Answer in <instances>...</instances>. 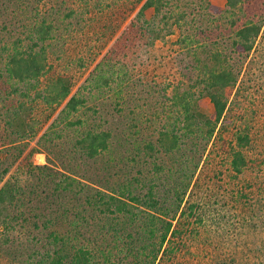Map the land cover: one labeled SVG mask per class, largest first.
Returning a JSON list of instances; mask_svg holds the SVG:
<instances>
[{
  "label": "rangeland",
  "instance_id": "rangeland-1",
  "mask_svg": "<svg viewBox=\"0 0 264 264\" xmlns=\"http://www.w3.org/2000/svg\"><path fill=\"white\" fill-rule=\"evenodd\" d=\"M82 1L0 0V77L6 54L2 48L13 47L17 39L22 40L23 47L27 46L30 30L44 18L46 23H53L50 61L62 58L58 70L76 74L79 81L74 91L77 88L80 94L96 91L88 103L91 111L81 109L71 120H86L92 129L115 128L117 143H113L110 153L95 160H85L75 151H69L73 140L85 130L80 127L74 131H58L64 136L56 141L59 146L36 154L34 163L61 172H76L78 176L84 174L86 180H96L110 188L117 185L114 178L118 176L123 181L134 177L138 180L136 191L140 197L152 185L160 202L165 200L160 206L167 208L172 206L170 198L167 199L171 188L188 181L186 173L198 164L185 198L191 208L182 217L188 223L187 230L190 229L186 233L188 238L177 253L176 263L170 260L163 263L264 264V23L251 52L238 57L232 45L238 25L262 16L264 21V0H245L241 10L220 15L206 6L226 9L225 0H172L168 9L171 15L184 14L185 19L179 23L181 29L173 24L172 35L156 41L154 46L131 28L139 7L128 12L125 10L128 6L123 5L125 20L116 26L118 16L115 25L109 28L111 14L105 6L113 0L100 1L104 11L96 20L95 0H85L88 4ZM117 1L121 6L125 0ZM152 15V10L146 12V18ZM182 34L195 35L197 50L199 45H205L209 52L217 50L225 54L229 59L226 67L238 74L237 84L223 115L226 124L217 135L218 141L212 139L205 149L200 136L184 137L178 151L154 152L150 158L145 143H156L158 132L163 125L170 127L175 113L173 107L168 111L162 106L156 95H145L142 91H150V86L156 91L157 83L166 82L165 79L175 84V78L187 89L189 80L197 74V69H191L196 68V63L187 51L175 44ZM113 47L119 51L116 57L113 54L104 60ZM111 63L115 66L109 67ZM123 72L129 75L128 81L121 77ZM101 74L108 75L112 81L98 91L93 85ZM4 80L2 76L0 87L7 88ZM93 108L100 113L93 115ZM200 109L206 115L210 113L207 99ZM61 127L63 124L58 129ZM238 136L245 137V143L240 144ZM234 151L241 153L247 162L241 173L230 162ZM27 235L22 237L23 241L30 239ZM32 251L28 245L18 251L9 250L7 254L2 252L0 264H8L6 257L13 254L18 264L30 263Z\"/></svg>",
  "mask_w": 264,
  "mask_h": 264
},
{
  "label": "trees",
  "instance_id": "trees-1",
  "mask_svg": "<svg viewBox=\"0 0 264 264\" xmlns=\"http://www.w3.org/2000/svg\"><path fill=\"white\" fill-rule=\"evenodd\" d=\"M100 1H94L98 7L95 20L104 11ZM171 1L125 0L120 6L113 0L105 6L111 14L107 23L111 28L118 21L116 26H119L125 20V10L133 12L139 7L131 28L154 46L156 41L172 35L173 24L181 29L179 23L185 19L184 14L171 15L168 10ZM82 2L88 4L85 0ZM244 2L225 0L226 9L206 7L220 15L241 10ZM123 5L128 6L124 13ZM149 10L153 15L146 18ZM118 16L120 20L116 19ZM256 19L237 26L232 45L238 57L251 52L260 37L263 16ZM46 22L43 18L30 30L27 46L23 47L25 44L17 39L13 47L2 48L6 54L1 77L4 76L8 87H0V256L4 255L2 252L7 254L9 250L18 251L29 245L33 251L29 254L30 263L26 264H164L165 260L176 263L177 253L185 245L186 233L190 230L182 217L191 208L185 198L198 164H194V170L188 175L186 173L188 181L171 188L167 199L170 198L172 206L167 208L160 206L165 200L160 202L152 185L140 197L136 191L138 180L134 177L123 181L116 174L117 179L113 178L118 181L115 182L117 185L110 188L102 182L86 180L84 174L78 176L74 174L76 172H65L64 168L61 172L34 163L36 154L59 146L56 141L64 136L58 131L85 128L69 148L85 160H95L110 153L113 143H117L115 128L92 129L86 120H71L81 109L91 111L88 103L96 91L90 90L86 94H80L79 88L74 91L79 81L76 74L58 70L62 58L50 61L53 23ZM194 36L182 34L175 41L196 63V68L191 69H197V74L189 80L188 88L175 78V84L165 79L166 82L157 83L156 91L151 86V92L142 91L145 95H156L162 106L168 111L173 107L175 113L170 127L163 125L158 132L156 143H145L150 158L154 152L178 151L184 137L200 136V143L206 149L212 139L218 141L217 135L226 124L223 115L238 74L226 67L229 59L222 52H209L205 45H199L197 50ZM118 52L113 47L104 60ZM110 66L115 65L111 63ZM122 76L129 80L126 72ZM111 81L108 75L101 74L94 80L93 89L100 91L101 86H109ZM204 99L208 100V115L200 111ZM92 110L95 116L100 113L96 108ZM61 124L63 127L59 130ZM245 141V137L238 136L240 144ZM230 162L237 173L247 165L242 154L235 151ZM25 233L31 235H27L28 241H23ZM14 257V254L6 257V262L18 264Z\"/></svg>",
  "mask_w": 264,
  "mask_h": 264
}]
</instances>
